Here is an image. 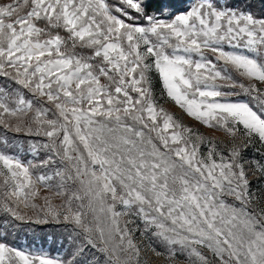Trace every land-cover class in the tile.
Listing matches in <instances>:
<instances>
[{
	"label": "snow or ice",
	"instance_id": "1",
	"mask_svg": "<svg viewBox=\"0 0 264 264\" xmlns=\"http://www.w3.org/2000/svg\"><path fill=\"white\" fill-rule=\"evenodd\" d=\"M251 7L0 0V77L18 86L0 88V127L37 157L0 150V213L54 222L68 242L62 259L0 242V264H150L148 250L165 264H264V163L246 159L256 143L264 158V11Z\"/></svg>",
	"mask_w": 264,
	"mask_h": 264
},
{
	"label": "rangeland",
	"instance_id": "2",
	"mask_svg": "<svg viewBox=\"0 0 264 264\" xmlns=\"http://www.w3.org/2000/svg\"><path fill=\"white\" fill-rule=\"evenodd\" d=\"M169 2L175 5L176 10H182L189 6L191 0H169ZM222 2L223 0H221V3ZM229 3L238 7H245V5L250 4L252 6L251 9L246 10H251L253 14L257 16H259L261 12L264 11V4L261 3V0H229ZM39 26L43 27V24L41 23ZM61 34L63 35L64 33ZM78 51L81 50L78 49ZM82 54L87 55V50H83ZM209 56H211V53H209ZM232 75L237 79H241L237 76L236 73H232ZM101 82L107 83V81L103 77H101ZM218 83L226 82L218 81ZM153 84L156 95L159 96L160 88L155 78ZM13 87L18 86L13 85L10 81H7L5 78L0 77V88L11 89ZM236 91L239 92V89L237 88ZM27 98L31 99L32 97L29 95L27 96ZM233 99L247 101L250 98L247 95L241 93L239 96L233 97ZM164 107L172 112L175 117L179 118V120L198 130L204 136L210 139H215L217 143H220L224 139L221 132L209 129L193 121L174 104H164ZM28 139L29 138L23 133L17 134L7 132L5 129L0 127V150L5 151L8 154L17 155L24 161L36 160V153L31 151L30 146L27 143ZM33 139L42 140L43 138ZM220 147L222 150L226 151L222 143L220 144ZM260 147V144L256 143L254 147L249 148L246 153V159L264 163V158H262V156L257 153V149H259ZM37 151H39L40 153L39 158H43V151L39 149H37ZM202 151H206V149H202ZM38 171L44 170L40 169ZM40 195L41 197H43L45 195H49V193L45 189L41 188ZM37 203L42 204L43 201L38 199ZM54 203H59V197L55 198ZM22 210L25 213L31 214L30 209ZM5 221H10V218L7 217L4 213H0V242L6 243L11 247L22 250L26 253L43 254L55 259H62L67 256L68 242L63 232V228L56 225L54 222L47 225H36L35 223L24 224L21 222H16V226H10L9 223H5ZM137 238L138 242H140L141 238L139 237V233H137ZM143 243L146 247L149 245V241L147 239H143ZM155 246L158 250L164 251L163 247L158 242L155 243ZM202 251L207 252L206 249H202ZM208 255L211 254L208 253ZM186 256L187 253H185L184 256L181 257V264H185ZM146 258L150 260V264H165L164 258L156 257L150 250L147 251ZM192 259H195V257H192Z\"/></svg>",
	"mask_w": 264,
	"mask_h": 264
}]
</instances>
